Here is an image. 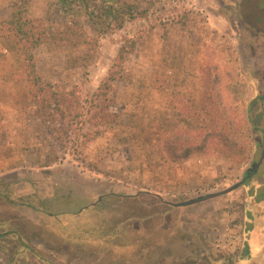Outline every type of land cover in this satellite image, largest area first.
<instances>
[{
  "label": "rangeland",
  "instance_id": "rangeland-1",
  "mask_svg": "<svg viewBox=\"0 0 264 264\" xmlns=\"http://www.w3.org/2000/svg\"><path fill=\"white\" fill-rule=\"evenodd\" d=\"M14 1L0 0V22L10 18ZM60 1L33 0L31 16L46 19L52 36L36 62L46 81L79 93L84 115L121 45L137 39L123 81L114 84L121 126L100 135L79 124L70 142L53 139L26 104L28 84L13 78L18 55L4 52L0 264H237L264 241V154L255 148L264 143V0H139L142 7L156 4L146 20L99 36L80 18L98 45L92 63L76 68L68 60L77 53L56 40L71 20ZM102 1L89 0V7ZM187 115L194 134L198 123L208 131L217 118L215 132L224 138H215L208 154L176 165L159 144ZM141 131L149 138L143 145L136 143ZM87 132L103 174L78 154ZM253 165H259L255 175L228 195L173 209L154 202L221 192ZM140 191L151 194L131 205L120 199ZM100 197L98 209H90Z\"/></svg>",
  "mask_w": 264,
  "mask_h": 264
},
{
  "label": "trees",
  "instance_id": "trees-1",
  "mask_svg": "<svg viewBox=\"0 0 264 264\" xmlns=\"http://www.w3.org/2000/svg\"><path fill=\"white\" fill-rule=\"evenodd\" d=\"M78 1L81 2L79 3ZM32 3L33 0L14 1L11 6L10 18L0 22V58L3 57L4 52L9 51L18 55L20 63L13 78L28 84L29 99L26 104L33 110L32 114L41 118L44 123H47L50 135L61 144L64 141L70 142V136L72 133H77L76 127L79 124L91 126L95 131L98 129L96 132L100 135L102 130L106 135L111 134V131L121 126V113L114 111L116 107V96L113 95L114 84L118 81H123L125 61L127 56L133 55L136 52L139 45L137 39L131 38L127 45H121L112 70L91 97L89 109L84 115L81 97L76 90L67 91L56 87L54 84L46 81L38 70L36 51L41 46L52 41V36L50 25L46 19L31 16ZM60 4L71 14V20L64 25L60 38L56 40L60 46L67 47L77 53L76 56L68 60V63L74 68L87 67L95 58L98 40L95 37L87 35L85 24L90 27L95 35H106V32L111 28H114L113 31H120L128 22L146 20L152 8L151 6L156 5L150 2L148 3L149 7H142L139 0H135L133 3L127 0H104L100 3H94L93 9L89 7V0H61ZM73 5H79L78 9ZM80 18H84L85 24H81ZM214 107L217 113L218 110L216 106ZM202 109L203 116L209 119L211 114L208 113L207 109ZM181 115L182 113L179 116L181 117ZM82 117L85 118L84 121L81 120ZM205 118L203 121H205ZM217 121V118L210 120L211 126L207 128L208 131L205 130L206 128L200 127L201 124L198 123V132H200L198 134L193 133V124L188 119V115L180 121L183 126L180 127L179 122L174 124L170 133L167 132L169 136L163 139L164 144L159 140L161 143L159 146H162L166 151L167 160L179 165L196 154H208L213 140L218 137L224 138L221 132H215L214 128L217 126ZM231 125H233L232 121L227 126L232 128ZM134 126L137 125L134 124ZM238 126L241 128L240 125ZM252 127L257 130L255 123ZM144 132L141 131L140 139L136 141L137 144L143 145L144 143L141 141L145 142L149 139L145 138ZM93 140L95 138H91V133H85L84 143H82L78 154L91 171L103 174V171L99 167L100 161L96 157H91L92 147L90 144H93ZM0 146L2 148V144ZM261 147L263 155L264 143H255L256 150ZM140 152L143 151L140 150ZM51 155L50 163H55L58 158L55 151H52ZM255 167L253 165L252 169L249 170L251 177L256 173L254 172ZM177 168L174 170H178ZM113 172H115V169H113ZM247 180H249L248 177L246 178ZM146 195L148 194L140 191L136 196H126L120 199L122 201H129V205H131L134 202L138 203L142 201V197H146ZM154 202L162 207L170 208V206H173L171 203H167L161 199H155ZM99 204L100 202H97L90 209H98ZM170 209L173 208L171 207ZM16 255L15 253L14 257Z\"/></svg>",
  "mask_w": 264,
  "mask_h": 264
},
{
  "label": "water",
  "instance_id": "water-1",
  "mask_svg": "<svg viewBox=\"0 0 264 264\" xmlns=\"http://www.w3.org/2000/svg\"><path fill=\"white\" fill-rule=\"evenodd\" d=\"M247 174H248V171H247ZM245 182H246V179H243L241 182L237 183L236 185H234L232 187H229V188H227V189H225V190H223L221 192L214 193V194H208V195H205V196L198 197L196 199H192V200H189V201H186V202H182V203H175V204H172V205L175 206V207H188V206H191V205H194V204H198V203L206 202V201H209V200H212V199H216V198L228 195V194L236 191ZM148 194H151V193H148ZM152 195H154L156 197H159V195H157V194H152ZM101 200H102V198L100 197L98 199V202H100Z\"/></svg>",
  "mask_w": 264,
  "mask_h": 264
},
{
  "label": "crops",
  "instance_id": "crops-1",
  "mask_svg": "<svg viewBox=\"0 0 264 264\" xmlns=\"http://www.w3.org/2000/svg\"><path fill=\"white\" fill-rule=\"evenodd\" d=\"M259 244H257L250 253L247 252L246 257L240 259L237 264H264V241L260 245Z\"/></svg>",
  "mask_w": 264,
  "mask_h": 264
},
{
  "label": "flooded vegetation",
  "instance_id": "flooded-vegetation-1",
  "mask_svg": "<svg viewBox=\"0 0 264 264\" xmlns=\"http://www.w3.org/2000/svg\"><path fill=\"white\" fill-rule=\"evenodd\" d=\"M259 168V165H256V167H255V171L254 172H257V169ZM252 169V168H251ZM250 169V170H251ZM245 177H244V179H246L247 177L248 178H251V175H250V171H248V174H247V172L245 173V175H244Z\"/></svg>",
  "mask_w": 264,
  "mask_h": 264
}]
</instances>
